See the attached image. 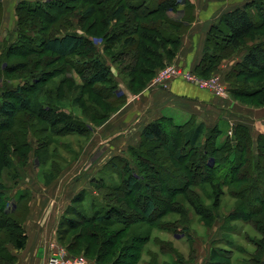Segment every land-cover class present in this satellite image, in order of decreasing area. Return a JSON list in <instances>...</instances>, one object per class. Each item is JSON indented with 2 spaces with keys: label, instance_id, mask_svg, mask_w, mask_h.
Segmentation results:
<instances>
[{
  "label": "trees",
  "instance_id": "16d2710c",
  "mask_svg": "<svg viewBox=\"0 0 264 264\" xmlns=\"http://www.w3.org/2000/svg\"><path fill=\"white\" fill-rule=\"evenodd\" d=\"M89 1L91 5L82 11V16L90 18L96 14L99 5L103 6L102 10L106 13L101 25L103 54L112 64L121 60L118 64L120 75L130 71L135 74L139 72L144 78L151 76L163 62L161 57L172 55V50L164 49V46L179 45L185 29L192 21L188 0H117L118 6L113 12L110 11L111 0H46L33 3L20 0L15 5L16 37L7 40L8 33L3 37L0 27V166L13 172L12 178L6 183L0 181V264H16L17 254L13 251L23 250L27 241L23 228L25 218L22 219L19 213L21 203L28 201L27 191L19 189L13 195L12 191L19 167L23 166V159H26L27 150L31 148L30 139L40 140L39 133H44L53 140L65 135L88 136L95 128L66 108L53 103L56 101L55 88H46L49 78L52 79V71L41 70L38 74L17 77L30 73L27 71L32 65L42 63L39 59H30L31 56L28 55L40 52L51 54L55 61L62 60L66 66H70V71L80 73L83 86L89 87L92 93L97 95L107 91L110 100L117 104L125 102V95L120 92L111 67L89 38L88 31L78 34L65 27L71 13L78 11L76 4L84 5ZM180 6H183V11L179 9ZM109 12L110 15H107ZM168 13L180 14L181 17L172 19L167 17ZM124 14V21L119 22V25L115 21L112 25L113 19ZM156 15H161L162 18L153 17ZM36 21L44 23L45 27L40 28L45 29L43 32L50 28L46 36H39ZM259 31H264V0H247L223 13L210 27L203 55L193 72L199 77H207L217 70L222 60L243 52L240 61L221 75L233 97L256 100L258 105H263L264 79L258 81L257 85L248 82V79L264 74V38L259 34L254 36L257 41H250L255 32ZM137 36L147 42L140 59ZM121 39L124 51H120L118 56L133 51L134 57L129 56L128 61L120 59L116 54H107ZM12 55L23 57L25 61L8 64L5 58ZM72 56L80 60L70 59ZM141 61L152 67H138ZM63 69L64 67H59L57 73L61 74ZM35 91L36 95L31 99L29 96ZM127 91L133 93L130 85H127ZM89 108L95 118L100 117L101 114L94 105L89 104ZM19 113H26L28 122L21 121ZM108 116H102L105 117L102 121ZM38 122L42 127L32 133L33 124ZM53 140H46L43 146L50 145ZM38 149L37 147L36 151ZM55 177L56 175L47 177L44 184H50ZM199 185L208 188L210 208L190 191L191 186ZM88 186L93 188L101 202H98L95 209L96 217L88 215L93 212L90 206L79 203L81 217L85 221L95 220L106 225L114 224L115 218L123 222L133 217L147 220L154 215L157 204L162 201L165 202V210L172 214L186 216L182 208L185 203L201 219L211 220L213 211L219 207L224 194L222 189L226 187L233 197L240 199V203L226 216L225 221L251 225L260 233V241L256 243V256L254 260L253 257L250 260L256 264H264V135L252 136L244 124L230 126L227 121L220 119L219 123L207 126L198 122L195 117L183 124H176L172 118L162 116L142 129L137 146H129L125 153L109 158L89 180ZM104 191L114 192L116 198L130 196L141 215L128 212L129 207L125 201L118 206H110L106 197L109 194ZM83 193L84 189L77 193L74 202H78ZM92 198L95 197L92 195ZM99 198L95 199L98 201ZM10 201L14 205L9 210L7 204ZM178 222H171L167 227L159 224L156 228L168 232ZM185 236L187 240L190 239L189 235ZM138 237L146 242L148 234ZM215 242L224 246L233 245L232 241L223 237L211 242L206 264H218L213 261L214 252L219 250L213 246ZM107 243L111 245L112 241L109 239ZM7 244H11L13 249L7 247ZM125 246H129L131 252H138V247L133 246L131 241H127ZM173 256L174 264H187L181 256L175 253ZM222 257L225 258L223 255ZM91 261L101 264L97 259Z\"/></svg>",
  "mask_w": 264,
  "mask_h": 264
},
{
  "label": "rangeland",
  "instance_id": "374dc122",
  "mask_svg": "<svg viewBox=\"0 0 264 264\" xmlns=\"http://www.w3.org/2000/svg\"><path fill=\"white\" fill-rule=\"evenodd\" d=\"M19 1L20 0H0V27L3 31H6V35L8 33L7 40H12L16 37L14 33V28L16 27L14 8ZM27 1L33 3L35 1L44 2L46 0ZM213 1L225 3L228 9L234 7L232 4H229L228 0ZM244 1L247 0H242L241 4H243ZM111 2L110 11L113 12L118 6V1L111 0ZM89 5H91L90 1L88 4L84 5L77 3L75 8H78V11L71 13L65 27H69L68 31H74L78 34H82L84 33L83 31L87 30L89 38L97 46L99 52L103 54L104 45L102 41L101 25L106 13L102 10L103 6L99 5L96 8V14L85 19L82 16V11ZM182 7L179 8L181 11L184 10ZM190 7L192 21L184 31L181 43L176 46H164V49L172 50V55L161 57L163 62L159 67H156L151 73V76L144 78V76L141 77L142 75H140L139 72V74H135L130 71L124 72V74L121 73L120 75L118 64L121 60L117 61L116 64H112L110 60L107 59V56L103 54L106 63L111 67V73L115 81L118 82V88L125 91L127 85H130L133 91L131 94L133 95H139L147 88L161 89L164 88L163 85L160 84L158 86L155 82L156 80L170 73L171 68H183L178 64L177 55L181 49L183 37L194 20L192 14L194 5L190 3ZM107 15H110V12ZM168 15L167 17L172 19H179L181 17L180 14L175 13H168ZM125 17L126 14L113 19L112 25L115 24V21H117L116 23L119 25V22L124 21ZM153 17L162 18L161 15ZM35 27L38 29L39 36H46L48 33L47 31H50V28L44 32L43 30L45 29L42 28L43 30H40L41 27H45L42 22L38 23V21H36ZM57 30L58 29H56V31ZM259 34H261V38H264V31L255 32L253 37ZM137 39L140 44L138 53L140 59L143 55L142 50L144 45L146 46L147 42L140 36H137ZM250 41H257V38L254 37ZM246 45H249V43ZM123 49L121 39L119 43L110 48L107 54H116L115 56L120 59L128 61L127 58L133 55V51H127L124 56H118L120 51H124ZM28 56H31L30 59H39L42 63L36 66L32 65L27 71L30 73L17 77L22 78L27 74H38L41 70L52 71V79L49 78V83L46 88H55L54 96L57 102L55 101L53 103H56L60 108H66L70 113L95 128L91 130L88 136L65 135L55 137L53 140V138H47L48 136L44 133H39L38 136L40 140L30 139L31 148L27 150L26 159H23L21 164L23 166L19 167L18 178L15 181L16 184L12 191L13 195L16 190H26L28 198V201H23L19 206V213H21L22 219L25 218L23 228L27 235V241L25 242L23 252H17V261L19 259L18 255H20V257H22L20 261H22L21 263L23 264H30L32 261H36V264H44L45 258L49 253V246L53 244L55 248L64 249L70 256H84L91 260L97 259L101 264H174L175 257L173 253L181 256L187 264H206L211 247L210 243L223 237L232 241L231 243H233V245L232 247L228 245L224 246L223 244L215 242L216 244L213 246L219 250L213 254L214 262L218 264H256L250 259L253 257L254 260L256 256V243L260 241V233L251 225L240 222L227 223L225 221L226 216L240 203V199L233 197L226 187L222 189L224 194L220 199L219 207L213 211L214 213L211 220L201 219L195 214L194 210L185 203L182 208L186 216L183 217L172 214L165 210V202L162 201L157 204V210L154 215L147 220L140 217H133L123 222L119 218H115V222L112 225L99 224L95 220L85 221V219L81 217L79 203L86 207L90 206L93 212L88 215L91 217L97 216L95 209H97L98 202H101V200L94 192L93 188L88 186V182L90 177L96 173L95 169L106 161L111 154H114L111 152V142H103L107 138V132H112L110 131V125L112 123L107 127V122L109 124L111 121L118 120L121 113L119 111L124 107L126 102L117 104L114 100H110L107 97V91H102V94L97 95L92 93L89 87L83 86L80 73L75 70L70 71L68 68L70 66H66L62 60L55 61L51 54L40 52L39 54ZM78 57L81 58V56ZM70 59L80 60L76 56H72ZM228 59H232V57L222 60L217 70L207 77H199L193 70L183 69L192 72L196 77L202 80H217L216 82L225 90L220 96L216 97L226 102L234 103V108L238 112L249 114L252 118L246 119V121L250 123L253 133H257L260 131L259 127H264V120L261 122L257 121L264 116V104L258 105L256 100H240L229 93L228 84L221 75V71L226 70L227 64H225V61ZM5 61L8 64H13L17 61L23 63L25 60L23 57L17 58L12 55L6 57ZM140 66L141 68L146 66L152 67L150 64H144L143 61L139 63L138 67ZM59 67H64L61 74L57 73ZM67 68L69 71L66 70ZM132 79L133 81H131ZM238 79L241 81V78ZM263 79L264 74L257 78L248 79V82L257 85L258 81ZM42 89L44 90L45 86H43ZM120 92L122 91L120 90ZM35 95L36 91L31 93L29 97L33 99ZM41 101H43V97ZM89 104L97 108L101 114L100 117L95 118L89 108ZM164 114L172 117L176 124H183L186 121L177 115V113L165 111ZM104 115L109 116L105 121H102L103 118H105L102 117ZM18 118L21 121L27 120V122L29 119L26 113H19ZM39 127H42L41 123L38 122L36 125L33 124L31 132L38 131L37 128ZM224 129H227V127H224ZM253 135L255 136V134H252V136ZM46 140H53V143L45 147L43 143ZM122 146L123 145H121V147ZM37 147L39 149L36 151ZM12 175L13 172L11 169H4L0 166V181L6 183L9 178H12ZM54 175H56V177L50 184H44L47 177ZM88 188L90 189L88 190ZM82 189H84L85 193L80 196L78 202H74L75 196ZM190 191L198 195L206 207H211V202L207 200V186H191ZM106 193L109 194L106 197L110 206H118L125 201L129 207L127 210L128 212H135L141 215L140 210L134 206L130 196L126 195V197L116 198L114 192ZM92 195L95 198H99V200L97 201V199L92 198ZM13 205V202L10 201L7 204L8 209H12ZM72 206L76 208L71 209ZM177 220L179 221L177 225L173 230L168 232L156 228V225L159 224L162 227H167L171 222H176ZM125 223H127V225H125ZM180 224L186 228H183ZM231 230H233V232ZM183 232L186 233L183 234ZM146 233L148 234L147 241H141L138 235ZM186 234L189 235V240H187ZM109 239L112 241L111 245L107 243ZM127 241H131L133 246L138 247V252H131L129 246H125ZM7 247L11 248V250L13 249L11 244H7ZM36 247H38V250H36L37 254L34 256ZM220 249H225L229 252L224 253V250ZM14 253H16V251ZM226 253L228 254L226 255ZM222 255L225 256V258L222 257Z\"/></svg>",
  "mask_w": 264,
  "mask_h": 264
},
{
  "label": "crops",
  "instance_id": "0c3cea01",
  "mask_svg": "<svg viewBox=\"0 0 264 264\" xmlns=\"http://www.w3.org/2000/svg\"><path fill=\"white\" fill-rule=\"evenodd\" d=\"M188 1L194 5L192 13L194 20L183 37L182 46L179 50V54L177 55V61L181 67L188 70H194L202 57L205 38L210 27L223 13L240 5L242 0H228L229 4L234 6L229 9L226 8L225 3H218L219 1ZM181 7L182 6L179 8ZM5 35L6 31H3V37H5ZM242 56L243 52L232 59L225 61V64H227L226 70L221 72H227L232 65L240 61ZM119 90H121L125 95L126 104L119 111L121 113L119 117L117 116L118 120L113 122L111 121L109 124L107 122V127L112 123L110 125V131L112 132H107V138L103 142H111V152L114 153L113 155L111 154L109 158L125 153L127 147L129 146H137L140 141L142 129L151 121L162 116L172 118L170 116H166L164 114L165 111L177 113V115L186 121H188L191 117H195L198 122H203L207 126L219 123L220 119L227 121L230 126L236 123H241L249 128L251 134H255V136L258 134L264 135L263 126L259 127V132L253 133L250 123L246 121V119H250L252 117L249 114L238 112L234 108V103L226 102L208 91L199 89L185 81H172L167 85V87L161 89L147 88L139 95H133L128 92L127 89L124 91L119 88ZM263 120L264 116L257 121L261 122ZM121 145L123 146L121 147ZM109 158H107L106 161ZM106 161L98 166L95 169V172H97ZM36 250H38V247H36L34 251V256L37 254ZM21 252H23V250H21ZM18 258L17 264H23L21 263L22 261H20L22 257L18 255ZM30 264H36V261H32Z\"/></svg>",
  "mask_w": 264,
  "mask_h": 264
},
{
  "label": "built area",
  "instance_id": "2783aa9c",
  "mask_svg": "<svg viewBox=\"0 0 264 264\" xmlns=\"http://www.w3.org/2000/svg\"><path fill=\"white\" fill-rule=\"evenodd\" d=\"M185 81L196 86L199 89L206 90L214 96H220L225 90L222 88L217 80H202L196 77L192 72L183 68H171V72L165 74L161 79L156 80L158 86L163 87L172 81ZM44 264H99L98 262L91 261L84 256H70L64 249L55 248L53 244L49 246V253L45 258Z\"/></svg>",
  "mask_w": 264,
  "mask_h": 264
},
{
  "label": "bare ground",
  "instance_id": "6f19581e",
  "mask_svg": "<svg viewBox=\"0 0 264 264\" xmlns=\"http://www.w3.org/2000/svg\"><path fill=\"white\" fill-rule=\"evenodd\" d=\"M42 206V205H41Z\"/></svg>",
  "mask_w": 264,
  "mask_h": 264
}]
</instances>
